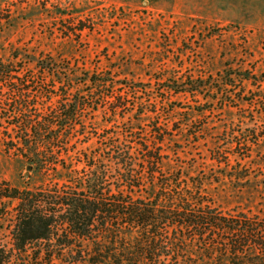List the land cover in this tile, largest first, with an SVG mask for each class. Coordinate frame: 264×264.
<instances>
[{"label": "trees", "instance_id": "trees-1", "mask_svg": "<svg viewBox=\"0 0 264 264\" xmlns=\"http://www.w3.org/2000/svg\"><path fill=\"white\" fill-rule=\"evenodd\" d=\"M33 70L27 76L24 67L12 72L0 62V94L8 88L13 96L11 110L0 117L9 122L5 151L46 178L33 190L0 184V202L15 203L11 247H0V264H264V219L216 206L215 186L234 176L191 175L190 167L173 163L176 135L161 119L175 111L158 109L176 92H208L206 103L225 108L253 105L255 98L236 97L233 75L178 80L177 90L165 87L160 97L151 85L71 64L60 68L50 61ZM246 72L240 81L254 80ZM99 111L109 121L97 125L95 136L85 125L78 129L79 117ZM185 131L174 132L190 138ZM230 140L226 149L215 145L212 151L217 167L228 166L231 157L249 158L258 144ZM242 146L246 153L239 155ZM2 210L7 216V207Z\"/></svg>", "mask_w": 264, "mask_h": 264}, {"label": "rangeland", "instance_id": "rangeland-1", "mask_svg": "<svg viewBox=\"0 0 264 264\" xmlns=\"http://www.w3.org/2000/svg\"><path fill=\"white\" fill-rule=\"evenodd\" d=\"M50 61L60 68L71 64L78 70L111 73L118 81L151 85L160 97L166 95L165 87L177 90L173 82L178 80L233 75L236 97L255 98L253 105L238 102L225 108L221 102L206 103L208 92L205 97L176 92L158 109L175 111L169 120L161 119L176 135L170 146L173 163L190 167L191 175L234 176L215 186L216 206L264 219V0H0V62L12 72L22 66L30 76L34 64ZM246 71L254 80L241 82ZM12 99L8 88L3 89L0 117ZM108 119L100 111L88 113L86 119L78 118V129L85 125L95 136L97 125ZM7 123L0 120V184L39 188L46 182L44 175L22 156L5 151ZM177 127L185 128L190 138H180ZM230 135L234 143L249 139L258 144L249 158L231 157L228 166L217 167L212 151H217L215 145L226 149ZM235 152L242 155L246 149ZM3 205L7 216H2ZM14 206L0 202V247H11Z\"/></svg>", "mask_w": 264, "mask_h": 264}, {"label": "water", "instance_id": "water-1", "mask_svg": "<svg viewBox=\"0 0 264 264\" xmlns=\"http://www.w3.org/2000/svg\"><path fill=\"white\" fill-rule=\"evenodd\" d=\"M29 170H31V167H28Z\"/></svg>", "mask_w": 264, "mask_h": 264}]
</instances>
